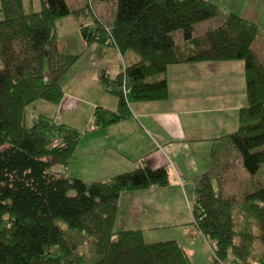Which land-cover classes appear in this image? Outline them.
<instances>
[{
    "label": "trees",
    "instance_id": "trees-1",
    "mask_svg": "<svg viewBox=\"0 0 264 264\" xmlns=\"http://www.w3.org/2000/svg\"><path fill=\"white\" fill-rule=\"evenodd\" d=\"M40 1L39 11L26 13L23 0H0V264H87L77 252L78 240L67 236L60 222L93 239L99 256L94 264H193L176 241L146 243L141 230L115 231L121 195L169 186L167 167L153 169L142 160L131 172L89 184L57 171H67L74 160L79 131L41 119L26 125L28 106L39 100L61 103L63 78L95 44L115 47L130 62L113 82L102 75L119 107L96 108L87 132L133 116L118 90L124 75L133 102H160L169 96L170 66L244 63L247 105L240 110L238 130L214 141L211 167L196 179L192 214L204 238L217 242L214 264H264V252L257 249V244L264 248V186L243 194L242 203L225 197L232 157L252 176L264 165V58L257 53L262 29L223 14L207 0H100L116 3L110 26L92 13V0L84 9L68 0ZM85 15L95 22L80 28L83 49L68 53L57 24ZM218 19L216 27L195 37L199 25ZM158 76L163 77L149 81Z\"/></svg>",
    "mask_w": 264,
    "mask_h": 264
},
{
    "label": "crops",
    "instance_id": "crops-1",
    "mask_svg": "<svg viewBox=\"0 0 264 264\" xmlns=\"http://www.w3.org/2000/svg\"><path fill=\"white\" fill-rule=\"evenodd\" d=\"M207 1L217 5L225 15L235 14L258 24L262 21L264 0H230L223 8L221 0ZM102 46L105 50L114 48L120 54L111 45ZM83 62L78 61L74 65L78 69L69 75L73 67L63 78L64 97L60 104L43 100L32 104L33 110L40 112L39 118L81 133L69 168L57 171L91 184L131 172L142 160L153 169L167 167L171 176L169 186L121 195L115 226L119 227V232L141 230L143 236L148 230L165 226L189 223L195 227L193 214L190 217L178 208L189 201L191 195L195 196L196 179L209 171L214 141L227 135L223 133L228 111L238 112L247 105L241 100L238 104L230 102L231 97L226 96L237 89L235 72H228L232 71L228 66L235 62L170 66L165 75L169 87L167 100L136 103L129 94L127 100L133 114L130 119L89 132L96 108L116 111L119 107L116 95L113 98L104 93L102 75L113 82L122 66L130 61H125L126 64L124 61H94L95 67L90 68ZM35 121L33 118L32 124ZM205 245L208 247L206 240Z\"/></svg>",
    "mask_w": 264,
    "mask_h": 264
},
{
    "label": "rangeland",
    "instance_id": "rangeland-1",
    "mask_svg": "<svg viewBox=\"0 0 264 264\" xmlns=\"http://www.w3.org/2000/svg\"><path fill=\"white\" fill-rule=\"evenodd\" d=\"M69 4L74 6L76 9H84L87 5L89 0H68ZM24 3V10L26 13L32 12V11H39L41 9V1L40 0H23ZM231 3L230 0H221L220 4L221 7L225 4ZM91 9L92 13L97 15L101 20L104 21V23L107 26H110L114 19L116 14V3L114 1H100V0H92L91 1ZM223 8V7H222ZM0 9H1V2H0ZM4 18V14L2 11H0V20ZM259 20V19H258ZM262 21H259L260 24L256 23L260 28L263 29V35L260 40V44L257 46V53L264 58V14H262L261 19ZM219 19L214 21H209L206 23H203L197 27L195 37L201 38L202 35L208 31L209 29H212L219 24ZM94 17L92 15H85L80 17H67L63 20H60L57 24V36L59 38L60 44L63 46L66 52L68 53H76L78 50L83 49V39L81 37L80 28L82 25H93L94 23ZM175 39L178 45H181L183 43V36L180 32L175 34ZM90 49V51H89ZM85 48L84 51H82V56L80 57L79 61H84L83 64H86V67H95L94 61H123L122 57L119 53L114 49L109 48L108 50H105V47L96 44L93 45L92 48ZM128 56V55H127ZM130 57V56H129ZM135 57V56H134ZM137 58V57H136ZM126 64V62L124 61ZM92 65V66H90ZM82 66V64H81ZM126 65L122 66V71L124 73ZM76 66L73 68V70L70 72L69 75L74 73L78 68ZM229 69L232 71H228L229 73H234L237 76L236 80L238 82V85L236 86L235 93L230 92L227 93V98L231 99L230 102H238L241 100L244 104H247V96H246V81H245V68L243 62H235L231 64V66H228ZM160 77L158 76L156 78H152L149 81L153 82L158 80ZM241 81V84L239 82ZM107 95L116 98L115 95L111 94L110 92H105ZM233 91V90H232ZM238 91H241V93H238ZM243 92V93H242ZM241 98V99H240ZM36 106V105H35ZM33 106L30 105L26 108L25 115H26V125L27 127L32 126L33 118L35 120H44L43 118H39V113L35 110H33ZM37 108L39 111V106L37 105ZM241 110V109H240ZM235 112V110L228 111V123L225 130V133H233L239 128V113ZM235 123H234V119ZM46 121V120H44ZM50 123L49 121H46ZM232 168L228 170L225 173V189H226V198L235 199L237 202L242 203L245 196L243 194L255 191L258 187L264 186V165L261 167V170L258 174L252 176L250 174H247L239 161H237L234 157L231 159ZM217 187V186H216ZM195 196L191 195L189 198V201H185L184 205H180V208H178L182 213L189 215L192 217V205L194 201ZM186 218V217H185ZM187 220V219H186ZM243 223L242 225H245L246 222L240 218L238 221ZM188 222V221H185ZM192 222V221H191ZM186 224V225H185ZM247 225H250L247 224ZM60 226L62 230L66 233L67 236L71 238H75L78 240V249L77 252L81 255H84L86 258L87 264H94L99 260V256L96 254V247L94 244V241L89 236L84 235H77L76 232H69L67 230V227L60 222ZM196 227V225H195ZM194 226H191L189 223H184L179 226H165L163 228L157 229V230H151L146 231L144 234V240L146 243H158V242H166V240H169L167 238H172V240H177L176 242L180 243L181 246L185 248L187 252L191 254V252H194V254L190 255V258L193 262V264H214L215 263V254L217 251V246H214L213 243H210L207 241L208 247L205 245V240L199 230H197ZM118 226H115V231L119 232ZM252 233H256L255 227H251ZM207 249H206V247ZM183 248V249H184ZM257 249L259 253L261 254L264 252V248L261 245L257 244Z\"/></svg>",
    "mask_w": 264,
    "mask_h": 264
},
{
    "label": "built area",
    "instance_id": "built-area-1",
    "mask_svg": "<svg viewBox=\"0 0 264 264\" xmlns=\"http://www.w3.org/2000/svg\"><path fill=\"white\" fill-rule=\"evenodd\" d=\"M124 73H125V69H124ZM118 90L121 91L126 98L129 95V85L126 75L123 76L122 83L121 85H119ZM213 245L217 246V242H213Z\"/></svg>",
    "mask_w": 264,
    "mask_h": 264
}]
</instances>
